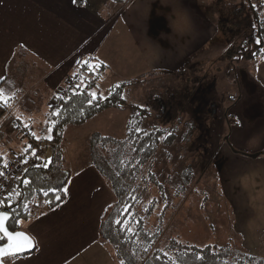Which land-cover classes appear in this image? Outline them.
<instances>
[{
  "label": "crops",
  "instance_id": "0c3cea01",
  "mask_svg": "<svg viewBox=\"0 0 264 264\" xmlns=\"http://www.w3.org/2000/svg\"><path fill=\"white\" fill-rule=\"evenodd\" d=\"M80 1L81 5L76 0H0V91L4 100L11 96V87L16 91L26 84L27 71L20 70V65L28 60L34 66H45L47 72L35 78L33 86L37 97H50L73 72L70 63L74 59L76 64L81 57H94L112 69L108 57L118 50L122 53L123 44L130 45L134 55L130 62L137 65L140 75L178 69L195 54L199 63L216 58L221 31L200 0H127L124 5L113 0ZM236 74L230 82L238 83L236 100L227 109L235 124L229 141L242 151H264V57L255 69H245L241 77L238 71ZM46 85L50 86L48 92ZM2 112L0 105V116ZM23 112H4L0 117V160L18 152L17 147L26 140L16 134L13 122L33 126ZM27 149L28 144L20 152ZM223 152L227 160L222 164L221 181L233 209L230 199L234 191L238 186L245 191L243 207L238 206L245 222L235 227L249 243H255L260 238L259 220L250 224V218H262L264 213V157H245L229 146ZM108 184L93 166L73 173L65 201L22 224L21 230L33 239L36 250L7 257L5 264H115L99 240L98 218L115 196ZM254 243H246L247 248L252 251Z\"/></svg>",
  "mask_w": 264,
  "mask_h": 264
},
{
  "label": "trees",
  "instance_id": "16d2710c",
  "mask_svg": "<svg viewBox=\"0 0 264 264\" xmlns=\"http://www.w3.org/2000/svg\"><path fill=\"white\" fill-rule=\"evenodd\" d=\"M113 1L123 4L127 0ZM259 2L264 9V0ZM76 3L82 4L80 0ZM254 6L250 3L246 13L245 8L238 9L237 13L241 14L235 22L227 16L220 19L221 23L224 22L225 33H234L235 41L243 39L238 44L233 43L222 59L258 62L264 57V13ZM233 23L235 27L231 26ZM88 60L87 65L83 63L80 66L86 68L87 73L96 68L99 75L110 69L109 65L94 57H88ZM15 61L16 57L11 68ZM92 63L95 68L89 67ZM74 75L75 80L52 97L53 106L48 112L49 136L52 138L46 139V154L38 158L36 164L26 167L12 193L0 206V212L10 214V230H21L24 222L65 201L67 186L74 173L62 149L66 126L85 123L111 107L130 106L136 112L127 121L125 135L91 137L89 160L86 162L98 169L116 195V202L108 207L99 226V240L107 246L116 264H264V253L253 254L243 245H237L231 237L225 243L211 240L204 245L184 241L179 236L168 237L167 225L172 220L168 219L167 204L160 205L170 195V200L178 198L181 189L188 186L193 170L189 164L168 175L159 155H165L166 160L185 156L191 161V156L199 151L196 147L195 154L191 152L198 137L190 127L183 132L175 126L146 127L143 119L146 116L142 117L139 108L129 104L124 96L125 86L129 83L127 80L113 83L106 92L98 91L92 95L94 85L83 84V79L78 78L77 73ZM0 105L5 109L4 104ZM55 112L60 115H54ZM3 114L4 111L1 116ZM236 152L250 157L264 156V151L255 153L237 149ZM209 163L212 162H208V169ZM169 188H175V191L170 194ZM57 196L60 198L56 199ZM5 240H0V243ZM36 248L37 245L27 253Z\"/></svg>",
  "mask_w": 264,
  "mask_h": 264
},
{
  "label": "rangeland",
  "instance_id": "374dc122",
  "mask_svg": "<svg viewBox=\"0 0 264 264\" xmlns=\"http://www.w3.org/2000/svg\"><path fill=\"white\" fill-rule=\"evenodd\" d=\"M221 1L224 4H220ZM200 3L206 7L207 13L213 19V22L217 23L219 31H221V39L219 38L218 40L219 49L215 51L216 58L213 60L203 58L204 62L199 63L197 62L199 58L195 54L189 57L191 60L189 63H184L178 69L152 71L150 74L143 73L140 75L138 73L139 69H135L137 65L133 67V63L130 62L134 56L130 51V45L123 44L122 53L118 50V53L116 52L115 55L108 57V62H110L112 69L109 66V70L103 71L99 75L95 67H93L95 68L93 72L91 71L90 73L86 72V68L82 69L80 67L85 61L89 62L87 56L81 57L76 64L74 59L70 64L72 68H75H70L73 72L68 75L62 88H58L50 97L44 96L45 98L37 97L33 86L35 78H39L41 73L47 72L44 69L45 66L36 65L38 67L37 70L31 61H23L21 62L20 70L27 71L28 80L25 85H22V89L19 87L15 91L16 87H11L13 88L11 96L6 99L8 107L2 109L5 113L14 111L17 115H22L24 114L23 111H25L33 125L32 127L28 126L29 136L25 133L26 140L20 147H17V150H19L17 153L28 154L29 150H33V142H38L42 145V155L44 156L47 152L46 137L50 135L48 112L50 111L49 107L53 106L52 97L75 80V73L80 76L78 78L83 79V84L90 83L91 86H95L92 87L93 93L98 91L106 92V89L111 84L127 80L129 83L125 86L124 96L129 104H134L139 108V112L143 114L142 117L146 116V118H143L146 127L150 128L152 127L151 125H159L162 128L175 126L180 132L187 131V127H190L198 137L197 142H193L195 146L191 152L194 153L196 147L199 148V151L191 156V161L185 156L178 160L171 157L166 160L165 155H159L162 165L167 169L168 175H173L175 171H180L189 164L193 170L188 186L181 189L178 198L170 200V195L166 199L167 203L165 201L160 205L165 206L167 204L168 219L171 218L172 220L167 225V236H179L184 241L200 245H204L211 240L225 243L231 237L232 240L237 242V245H243L251 253L263 254L264 231L262 228H264V213L262 218H250V224H255L259 220L256 226L260 231H258L260 233V241L257 239L255 243L254 241L249 243L243 232L237 231L235 227V224L245 222L244 211L240 209L243 207L242 198L245 196V191L239 186L237 187L239 189L234 191L230 199L231 203L234 204L233 206H235L233 209L225 195L226 191L223 190L221 181L222 164L227 160L223 147L229 146L234 151L238 149L231 145L229 141L230 130L235 124L234 119L229 118L227 115V109L235 102L236 97L234 94L237 95L235 91L238 87V83L235 86L234 84L230 85V82L234 81L237 71L241 77V75H245V69H255L257 62L254 61V65L251 63L252 60L248 59L233 61L222 59L224 53L233 43L238 44L243 39L235 41L236 35L234 33H225L224 22L221 23L220 19L227 16L232 18L234 22L237 21L240 18L238 15L241 14L237 13V10L243 7L246 13L249 10L250 3L255 5V9H260L261 13H264V9L260 5L259 0H200ZM212 5H214V8H212ZM231 26H234V23ZM244 28L242 26V29ZM123 35L125 34L123 33ZM108 45L109 50H111V41ZM93 65L92 63L89 67ZM62 68L63 70L64 68L67 69L68 65ZM251 71L254 73L253 70ZM228 76L231 77L230 81ZM49 87L48 85L45 86L47 92L50 91ZM23 94L26 96L22 98ZM50 104L51 106H49ZM196 110H198L197 113ZM135 112V109L133 110L130 106L111 107L85 123L66 126L62 149L74 174L82 172L89 166L95 167L86 163L89 160L88 148L93 139L91 137L97 138V136L103 137L109 134L123 137L126 133L127 121H129L132 114L135 116ZM20 123L23 127L27 125L26 122ZM187 124H191L193 127L191 128V125L187 126ZM252 125L248 126V128ZM13 128H15L14 125ZM15 129L17 130V135H23L19 132V129ZM246 130L249 131L247 128ZM34 132L40 139H30L33 137L30 133ZM27 144L31 147H28L24 152H20ZM12 154L14 155L16 152ZM241 154L247 157L246 154ZM218 156L220 157L218 158ZM249 158L253 157L249 156ZM209 161L212 163H209L208 169L207 164ZM175 168L176 170H174ZM246 190L248 191V189ZM174 191L175 188H169L170 194ZM246 197L248 200L251 199L249 196ZM115 202L116 195L113 196L112 203L108 207ZM108 207L99 216L100 223ZM261 219L262 221H260ZM256 238V236L253 237L255 240ZM246 243H254L256 246L251 251L247 248ZM3 261H8L7 257H4ZM114 263L116 264L115 261Z\"/></svg>",
  "mask_w": 264,
  "mask_h": 264
},
{
  "label": "built area",
  "instance_id": "2783aa9c",
  "mask_svg": "<svg viewBox=\"0 0 264 264\" xmlns=\"http://www.w3.org/2000/svg\"><path fill=\"white\" fill-rule=\"evenodd\" d=\"M14 127L19 129V132L26 135L29 131L27 125L23 127L19 121H14ZM3 134L0 130V136ZM35 144V146H34ZM41 144L33 142V150L28 154L17 153L5 160H0V206L3 204L6 197H8L15 186L17 179L22 175L26 167L37 163V159L42 156ZM35 151V155H33Z\"/></svg>",
  "mask_w": 264,
  "mask_h": 264
},
{
  "label": "snow or ice",
  "instance_id": "6c2138e0",
  "mask_svg": "<svg viewBox=\"0 0 264 264\" xmlns=\"http://www.w3.org/2000/svg\"><path fill=\"white\" fill-rule=\"evenodd\" d=\"M259 43V41H257ZM86 65L88 64L87 61L84 62ZM94 67V66H92ZM92 95H96L93 93ZM0 101L4 103L5 108L8 107L7 100H4V93L0 91ZM56 116H59V112L53 113ZM49 131H51V128H49ZM30 135L33 136L34 139H40V137H37L35 133H30ZM47 139H51V136H47ZM31 147V146H29ZM35 155V151L32 153ZM47 167V164H45ZM2 175V173H0ZM27 183V182H26ZM47 196V193H45ZM60 197L57 196L56 199H59ZM9 220V214L7 212H0V240L6 239V244L2 247H0V264H3V257H15L17 253L24 252L28 249L35 247V242L33 239L22 231H10L7 222ZM117 223H121L120 221H117Z\"/></svg>",
  "mask_w": 264,
  "mask_h": 264
},
{
  "label": "water",
  "instance_id": "95a60500",
  "mask_svg": "<svg viewBox=\"0 0 264 264\" xmlns=\"http://www.w3.org/2000/svg\"><path fill=\"white\" fill-rule=\"evenodd\" d=\"M3 212H6V211H3ZM8 213V212H7ZM9 214V213H8ZM9 218H10V214H9ZM7 226H8V222H7ZM10 230V229H9ZM10 231H12V230H10ZM16 231H22V230H16ZM22 232H24V231H22ZM26 233V232H25ZM27 234V233H26ZM6 240H5V242L4 243H0V247H2V246H4L5 244H6ZM33 248H31V249H28V250H26V251H24V252H21V253H27V252H29L30 250H32ZM21 253H17V254H21ZM4 258V257H3ZM2 258V259H3ZM3 264H5V262L3 261Z\"/></svg>",
  "mask_w": 264,
  "mask_h": 264
}]
</instances>
